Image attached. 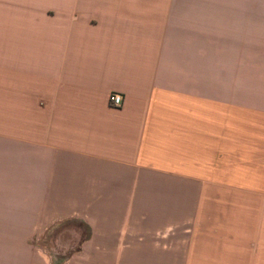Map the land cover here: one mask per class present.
<instances>
[{
  "label": "crops",
  "instance_id": "obj_1",
  "mask_svg": "<svg viewBox=\"0 0 264 264\" xmlns=\"http://www.w3.org/2000/svg\"><path fill=\"white\" fill-rule=\"evenodd\" d=\"M73 217L60 264H264V0H0V264Z\"/></svg>",
  "mask_w": 264,
  "mask_h": 264
},
{
  "label": "rangeland",
  "instance_id": "obj_2",
  "mask_svg": "<svg viewBox=\"0 0 264 264\" xmlns=\"http://www.w3.org/2000/svg\"><path fill=\"white\" fill-rule=\"evenodd\" d=\"M201 34H208L206 23L203 21ZM80 230L87 231L85 224L80 219L67 218L50 226L46 233L37 237L35 241L53 254L55 264H60L64 257L70 255L72 251L79 247L77 246L78 239H74V237L77 231L81 232Z\"/></svg>",
  "mask_w": 264,
  "mask_h": 264
},
{
  "label": "built area",
  "instance_id": "obj_3",
  "mask_svg": "<svg viewBox=\"0 0 264 264\" xmlns=\"http://www.w3.org/2000/svg\"><path fill=\"white\" fill-rule=\"evenodd\" d=\"M123 99H124V96L121 92L114 91L110 93V100L112 104L115 106L122 105Z\"/></svg>",
  "mask_w": 264,
  "mask_h": 264
},
{
  "label": "trees",
  "instance_id": "obj_4",
  "mask_svg": "<svg viewBox=\"0 0 264 264\" xmlns=\"http://www.w3.org/2000/svg\"><path fill=\"white\" fill-rule=\"evenodd\" d=\"M89 231H90V229H89Z\"/></svg>",
  "mask_w": 264,
  "mask_h": 264
}]
</instances>
